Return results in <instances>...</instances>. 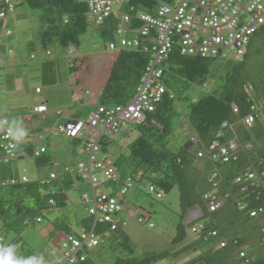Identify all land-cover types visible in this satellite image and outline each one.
<instances>
[{
  "label": "trees",
  "instance_id": "trees-1",
  "mask_svg": "<svg viewBox=\"0 0 264 264\" xmlns=\"http://www.w3.org/2000/svg\"><path fill=\"white\" fill-rule=\"evenodd\" d=\"M169 2L171 0H128L125 4V11L133 8L154 14L158 4H169ZM22 4L27 9L36 12V20L40 27L38 39L42 48L58 46L65 51L70 50L78 45L80 37L88 29L87 5L81 0H22ZM16 9L17 6L14 7V14ZM115 25L116 21L111 19L103 27L96 26V28L102 38L110 39L112 34L114 35ZM137 26L138 24L133 25L135 28ZM2 31L3 26L0 25V37H2ZM111 44L115 43L110 41L108 50ZM8 51L5 45L0 43V55L8 54ZM137 51H125L120 48L111 51L115 52V56L103 80L100 94L94 101L85 103L87 107L93 109L90 114L99 107L122 106L133 97L148 60L147 54ZM46 55L49 53L47 52ZM31 59L34 57L31 56ZM75 60L76 58L73 62ZM210 61L212 59L180 56L174 50L163 64L166 72L164 73V84L167 86V94L155 111L147 116L144 124H137L141 129V134L126 145L135 161L128 180L119 186L116 195L107 193L117 202H121L123 211L114 217L122 225L114 231H111L108 225H99L94 228L95 234L101 237L100 245H106V250L114 254L109 264H158L166 259H171L173 264H176V261L181 258H187L182 264H264V244L261 243L263 217L251 218L249 215L264 201V186H259L260 183L257 180L252 182L253 186H251V181L243 180V178L240 179L242 183L235 182V179L243 177L244 174L256 173L258 175L264 171V124L262 123L264 120V26L250 37L245 54L240 61L222 60L226 67L222 77L221 91L219 93L208 92L188 105L185 129L190 138L185 141L178 152L169 150L167 144L164 143L171 133V116L175 107L171 79H183L186 83L202 87L212 69ZM77 68L76 64L70 65L71 71L75 74L78 73ZM83 75L80 82H85L89 78L88 75ZM170 95L173 97L170 98ZM234 109H237L235 114ZM248 116L254 117V124L251 128L243 125L244 119ZM38 131L39 128L26 131L27 136L14 151L15 158L7 162L0 161V233H4L6 237L10 232H14L9 244L17 246L24 244L21 230L31 224L29 219L35 217L36 223H41L42 219L39 217L41 213L66 208L69 196L67 190L62 187L74 184L77 176L82 181L81 176L76 172V167L80 163L74 164L72 169L53 163V172L50 175L55 174V179H50L49 175L42 181L29 182L27 179L26 181L18 180L13 176L9 171V164L14 161L31 157L38 165L46 163L47 159L43 157L46 151L39 157H34L38 149L36 146ZM100 138L98 144L101 153L105 155L108 143L102 140V136ZM192 138L195 140L194 145H198L193 153L190 149L194 145L190 148L188 146ZM233 138L237 142L238 150L237 155L230 154L231 157L229 155V162L222 163L220 160H212V155L206 153L200 158L202 160L198 159V154L203 148L209 149L213 142L224 144ZM68 139L73 142L81 141L79 138ZM245 145H250V149L246 150ZM1 154L2 152L0 156ZM108 159L111 161L109 157ZM111 162L116 170V163ZM55 164L57 168L54 167ZM139 173L141 177L137 178ZM128 181L131 186L124 195H121L120 190L126 186ZM246 181L247 184H245ZM145 184L162 190L164 194L177 188L180 194V220L188 219L190 213L197 212L199 218L194 222L200 223L201 231L195 234L191 242L181 246L178 250L169 249L149 253L135 259L131 257L129 240L122 230L124 222L118 218L120 214L126 213V210L123 200H118L117 195L124 197L133 188H140ZM205 196L216 197L220 206L215 212H209L208 200L204 199ZM157 200H162V198ZM89 218L91 219L90 224L83 227L88 230L93 223V219ZM139 221V224H147V220ZM57 222L58 220L54 222V225ZM193 224L191 222L187 227ZM187 227L182 222L177 225L176 234L171 241L173 246L185 242ZM56 228L62 233L61 243L66 236L74 235L69 233L68 227L64 224ZM105 232L109 233L108 236L102 237V233ZM4 242L5 239L0 237V244ZM221 244L223 247L220 246ZM245 246L247 250L244 252L245 256L241 258L240 249ZM89 252H86L85 262L79 264H92ZM61 254L63 259L64 255L62 252ZM192 254H197V256L189 259L188 256Z\"/></svg>",
  "mask_w": 264,
  "mask_h": 264
},
{
  "label": "rangeland",
  "instance_id": "rangeland-1",
  "mask_svg": "<svg viewBox=\"0 0 264 264\" xmlns=\"http://www.w3.org/2000/svg\"><path fill=\"white\" fill-rule=\"evenodd\" d=\"M113 1L123 5L120 9L123 12L128 0ZM11 2L17 6L16 13L7 18L3 28V31H9L11 36L5 38L3 32L0 37V43L11 51L9 55L1 54L6 61L0 64V116L21 121L25 128L27 126L25 118L30 115L33 108L47 102L48 114L42 123L38 120L28 123L31 127L39 128L36 146L38 149L42 147L46 149V154L43 156L47 159L46 163L38 165L34 158L28 157L9 164V171L16 179L25 178L29 182H36L46 179L53 172V163L72 169L74 164L87 162L84 147L90 137L85 135L81 141L73 142L65 136L58 135L55 128L68 121L85 122L88 119L93 109L87 107L83 100L85 82H80L81 76L86 74L90 78L103 80L115 56V52L108 50V45L110 41L118 45V39L115 34H112L110 39L102 38L94 23L87 22L88 29L80 37L76 47L67 51L58 46L42 48L38 39L40 27L36 20V12L27 9L22 4V0H11ZM159 7L158 4L155 8ZM47 52L49 55H46ZM31 56L34 59H31ZM226 60L234 61L231 56H228ZM210 62H212V69L202 87L186 83L183 79H171L175 107L171 116V133L164 143L173 152H178L190 138L185 129L188 105L208 92L221 91L226 66L220 59ZM75 64L78 66L77 74L70 69V65ZM163 80L165 81V77ZM37 88L41 90L40 94H36ZM129 101L130 99L126 103ZM57 111L63 113L61 118L55 115ZM42 126L49 132H44ZM102 129V126L97 127L99 132ZM140 134L141 129L137 124H128L117 135L103 137L102 140L108 143L105 155L116 163L117 179L101 185L98 190L116 195L119 186L128 180L135 161L126 145ZM197 148L198 145H194L190 152L193 153ZM62 188L67 190L69 196L67 207L41 213L39 215L42 219L41 223H36L35 217L29 219L31 224L21 230L24 244L18 245L19 255L41 256L45 264L62 261L59 245L63 236L56 226L64 224L68 227L69 233L79 235L81 228L90 224L87 207L81 200L83 195H90L89 184L81 181L77 176L74 184L69 187L64 185ZM148 188L149 185L145 184L140 188H133L124 197L117 195L118 200H123L125 210L130 209L128 213L120 214L118 218L124 222L122 230L128 237L131 257L135 259L149 253L169 249L178 250L194 239L195 234H192L191 230H198L201 227L198 222H193V226L187 227V218L180 220V194L177 188L165 193L162 200H157L154 195H150ZM147 213L150 214L149 218L146 216ZM193 218L198 219V214L194 213ZM56 220L58 222L54 225ZM139 220H147V224H139ZM180 222L187 227L186 239L183 244L173 246L171 241ZM150 224L153 225L151 229L148 228ZM14 234L10 232L5 237L4 233H0V237L5 239L4 244H9ZM195 256L197 254L189 255L188 258L192 259ZM113 257L114 254L107 251L106 245L103 244L89 252L92 264H109ZM184 259L187 258L179 259L176 264H182ZM158 264H173V261L166 259Z\"/></svg>",
  "mask_w": 264,
  "mask_h": 264
},
{
  "label": "built area",
  "instance_id": "built-area-1",
  "mask_svg": "<svg viewBox=\"0 0 264 264\" xmlns=\"http://www.w3.org/2000/svg\"><path fill=\"white\" fill-rule=\"evenodd\" d=\"M87 5L86 21L92 22L95 26L103 27L108 20L116 21L114 34L118 39V45L111 44L110 51L122 49L125 51H141L148 56L147 64L135 93L130 101L122 106L99 107L91 113L85 122L69 121L55 129L58 135L68 138L90 137L85 146L87 162L80 163L76 167V172L81 176L82 181L91 186L90 195L82 197L83 204L87 207L89 217L93 219L92 227L88 230L81 228L79 235L66 236L61 243L63 261L51 264H79L86 260V252L97 248L101 243V237L94 232V228L99 225H108L111 231L122 225L114 216L123 211L121 202L110 197L107 193L98 190V187L107 182L117 179V172L113 163L101 153L99 138L105 136H115L128 124H142L147 116L153 113L167 94V88L163 82V64L168 60L170 54L175 50L180 56L200 58V59H220L226 60L231 56L235 62L241 60L245 54L250 37L257 30L264 26V0H171L169 4L160 5L154 14L134 10L120 11L122 4L113 0H81ZM15 5L11 0H0V25L5 26L7 18L14 15ZM134 24H138L135 28ZM4 36H9L10 32L5 30ZM11 51H8L9 55ZM6 59L0 55V64ZM40 92L39 89L36 90ZM86 94H89L86 92ZM173 95H170L172 98ZM253 108H251L252 110ZM46 108L39 106L34 109V114H45ZM237 109H234V113ZM61 112H56L60 117ZM1 117L0 119H5ZM28 116L26 120H30ZM8 119V118H6ZM11 121L10 119H8ZM254 122L253 116L244 119L243 125L251 128ZM264 124V120L262 121ZM102 126V131H97V127ZM48 133L49 130H44ZM194 144L195 140H190ZM16 143L7 134L6 128H0V161L7 162L15 158L14 151L22 144ZM246 150L250 145L244 146ZM238 150L237 142L234 138L224 144L213 142L209 149L203 148L198 154L199 158L204 154H211L212 160H220L222 163L229 162V154H236ZM45 149H37L34 157L37 158L44 153ZM57 168V165H54ZM100 176V177H99ZM141 174L137 175L140 178ZM56 175H50V179H55ZM243 180L254 181L264 186V171L260 174H244L236 179V182ZM23 181H26L23 178ZM47 183V181H46ZM130 182L120 190L124 195ZM148 192L157 199L164 197L162 190L149 186ZM208 200L207 208L209 212H215L220 204L216 197L205 196ZM242 209V207H239ZM250 216L263 217L261 229V243L264 244V201L260 206L250 213ZM141 222V221H139ZM145 224V223H140ZM146 225V224H145ZM153 228V225H148ZM198 234L200 229L194 230ZM108 232L102 233V237H107ZM223 247V245H220ZM247 247L240 249V257L245 256Z\"/></svg>",
  "mask_w": 264,
  "mask_h": 264
},
{
  "label": "clouds",
  "instance_id": "clouds-1",
  "mask_svg": "<svg viewBox=\"0 0 264 264\" xmlns=\"http://www.w3.org/2000/svg\"><path fill=\"white\" fill-rule=\"evenodd\" d=\"M36 94H40V92L39 93L36 92ZM39 106H44L46 108V111H48L46 105L42 104V105H39ZM39 106H37V107H39ZM37 107H34L32 112L30 113V115H28V116H31L30 120H26V118L28 116L25 118V123L26 124H28L29 122H32V119L34 117L41 116V115H38V114H34V109L37 108ZM57 112H59V111H57ZM45 114H42V116L45 115ZM55 115H56V113H55ZM0 128H6L7 134L12 138L13 141L16 142V143H14L12 145L13 148H15L17 146V144L22 142L23 139L27 136V132H26L25 128H23L22 122L18 121V120H15V119H13L11 121H9L6 118L5 119H0ZM44 130H45V128H44ZM188 145H189V148H190L194 144H191V142L189 141ZM42 148H44V147H42ZM45 151H46V149H45ZM194 213L198 214L197 212H193L191 215L193 216ZM250 213H249V215H250ZM198 217H199V214H198ZM251 218H253V217H251ZM194 234H196V233H194ZM0 264H43V258L41 256H38V255H31V256L19 255L18 254V246L15 245V244H0Z\"/></svg>",
  "mask_w": 264,
  "mask_h": 264
},
{
  "label": "crops",
  "instance_id": "crops-1",
  "mask_svg": "<svg viewBox=\"0 0 264 264\" xmlns=\"http://www.w3.org/2000/svg\"><path fill=\"white\" fill-rule=\"evenodd\" d=\"M104 80V79H103ZM103 80L102 79H94V78H88V79H86L85 80V90H83V93H84V95H83V100L85 101V103H89V102H92V100H95V99H97V97L99 96V94H100V92H101V89H102V84H103ZM38 89V88H37ZM86 91H88V93L89 94H85L86 93ZM40 93H41V90H40ZM44 105H46L47 104V102H45V103H43ZM42 105V104H41ZM39 106V105H38ZM37 107V106H36ZM47 107V106H46ZM47 110H48V108H47ZM47 114H48V111H47V113L45 114V115H41V116H36V117H34L33 119H32V121L33 120H38V121H41V120H44L45 118H46V116H47ZM63 116V113H62V115L59 117V118H61ZM29 123H31V122H29ZM41 123H42V121H41ZM26 124V123H25ZM43 127V126H42ZM44 128V127H43ZM30 129H33V130H35V128L34 127H31V126H29V124H27V126L25 127V130L26 131H28V130H30ZM130 211V209L129 210H127L126 212L128 213ZM146 216H147V218H149L150 217V215H148V213L146 214ZM193 218V216L192 215H189V217H188V224L190 223V222H194L195 220V218H193V220H191Z\"/></svg>",
  "mask_w": 264,
  "mask_h": 264
},
{
  "label": "bare ground",
  "instance_id": "bare-ground-1",
  "mask_svg": "<svg viewBox=\"0 0 264 264\" xmlns=\"http://www.w3.org/2000/svg\"><path fill=\"white\" fill-rule=\"evenodd\" d=\"M170 3V2H169ZM137 51V50H136ZM138 52V51H137ZM213 60V59H212ZM164 73H166L165 71H164ZM163 78H164V76H163ZM163 82H165L164 80H163ZM165 86H166V84H165ZM167 87V86H166ZM250 101V100H249ZM250 103V102H249ZM260 104V103H259ZM251 105V104H250ZM250 105H249V107H250ZM252 106V105H251ZM253 106H254V104H253ZM262 106V105H261ZM257 107V106H256ZM262 108V107H261ZM258 110V109H257ZM253 111V110H252ZM251 112V111H250ZM235 114V113H234ZM258 114V113H257ZM150 115V114H149ZM238 115V114H237ZM251 115H252V112H251ZM254 115H255V112H254ZM257 116V115H256ZM262 116H263V114H262ZM261 116V117H262ZM258 117V116H257ZM256 119V118H255ZM153 122V121H152ZM148 123V122H147ZM260 123V122H259ZM142 124H144V123H142ZM254 124V123H253ZM130 125V124H129ZM136 125V124H135ZM155 125V124H154ZM150 126H151V124H150ZM225 126V125H224ZM223 126V127H224ZM219 135V134H218ZM107 137V136H106ZM195 138V137H194ZM101 139V138H100ZM193 139V138H192ZM237 139V138H236ZM191 140V139H190ZM240 150V149H239ZM202 151V150H201ZM210 154V153H209ZM211 155V154H210ZM209 155V156H210ZM230 155V154H229ZM235 155V154H234ZM237 155V154H236ZM230 157H231V155H230ZM237 157V156H236ZM209 158V157H208ZM198 159H200V158H198ZM200 160H202V159H200ZM232 160H233V158H232ZM112 161V160H111ZM251 174V173H250ZM241 177V176H240ZM241 179V178H240ZM236 180V179H235ZM114 181V180H113ZM236 182V181H235ZM241 182V181H240ZM249 182V181H248ZM242 183V182H241ZM240 183V184H241ZM245 184H247V181L245 182ZM135 186V185H134ZM123 188H124V186H123ZM133 190V189H132ZM210 197V196H209ZM215 197V196H214ZM199 229V228H198ZM196 230V229H195ZM201 231V230H200ZM193 234V233H192ZM200 234H202V233H200ZM199 234V235H200ZM198 236V235H197Z\"/></svg>",
  "mask_w": 264,
  "mask_h": 264
},
{
  "label": "water",
  "instance_id": "water-1",
  "mask_svg": "<svg viewBox=\"0 0 264 264\" xmlns=\"http://www.w3.org/2000/svg\"><path fill=\"white\" fill-rule=\"evenodd\" d=\"M98 98V97H97ZM189 146V145H188Z\"/></svg>",
  "mask_w": 264,
  "mask_h": 264
}]
</instances>
